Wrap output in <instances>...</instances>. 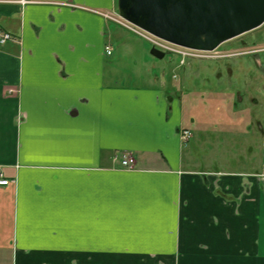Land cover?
Masks as SVG:
<instances>
[{
  "label": "crops",
  "instance_id": "obj_1",
  "mask_svg": "<svg viewBox=\"0 0 264 264\" xmlns=\"http://www.w3.org/2000/svg\"><path fill=\"white\" fill-rule=\"evenodd\" d=\"M117 10L0 0V264H264V83L198 116Z\"/></svg>",
  "mask_w": 264,
  "mask_h": 264
},
{
  "label": "water",
  "instance_id": "obj_2",
  "mask_svg": "<svg viewBox=\"0 0 264 264\" xmlns=\"http://www.w3.org/2000/svg\"><path fill=\"white\" fill-rule=\"evenodd\" d=\"M120 15L173 44L214 51L264 25V0H118ZM163 60L165 53L151 49Z\"/></svg>",
  "mask_w": 264,
  "mask_h": 264
},
{
  "label": "rangeland",
  "instance_id": "obj_3",
  "mask_svg": "<svg viewBox=\"0 0 264 264\" xmlns=\"http://www.w3.org/2000/svg\"><path fill=\"white\" fill-rule=\"evenodd\" d=\"M138 37L145 41L142 37ZM149 46L150 44L146 43L145 55L153 64L164 69V77L168 78L165 80L167 92L171 95L182 92L181 94L185 95L187 99L198 104L201 103L203 108L197 110L198 116L201 111H206L204 103L221 102L230 98L238 99V93L244 98V103L251 107V98H257L263 102V97L258 93L257 88L264 83V53L259 54L258 57L244 54L257 49L264 50V25L226 41L213 51V55L216 56L209 60L190 58L182 62L179 56L173 54H167L163 60L151 59L152 57L148 53ZM254 59L255 61L259 60L260 66L255 65ZM252 74L256 77L249 79L248 76H252ZM127 81L138 85H143L144 82H153L150 76H146L144 82L132 79H127ZM227 157L232 162L231 158L234 157L231 153ZM1 214L5 217V213ZM3 223L5 226L8 222L4 220ZM11 244L12 241H9L8 245L6 244L9 246L7 249L10 254L13 249Z\"/></svg>",
  "mask_w": 264,
  "mask_h": 264
},
{
  "label": "built area",
  "instance_id": "obj_4",
  "mask_svg": "<svg viewBox=\"0 0 264 264\" xmlns=\"http://www.w3.org/2000/svg\"><path fill=\"white\" fill-rule=\"evenodd\" d=\"M108 21H111L128 31L134 33L135 35H138L145 39L153 48H156L162 52H165L167 54H173L177 55L182 59V62H184L186 59H205L209 60L214 58L216 55H213V52H204V51H197V50H191L184 47H180L178 45L169 43L165 40H162L142 29L139 27L131 24L130 22L123 19L117 12H107L102 14ZM10 40H13V37L0 29V43L4 44ZM111 49L107 48V53L111 54ZM191 137V133L189 131H185L183 133V140H188ZM121 165L123 168L132 170L135 168V160L133 157L130 156H124ZM9 181L4 178V175L2 172H0V186H8Z\"/></svg>",
  "mask_w": 264,
  "mask_h": 264
},
{
  "label": "flooded vegetation",
  "instance_id": "obj_5",
  "mask_svg": "<svg viewBox=\"0 0 264 264\" xmlns=\"http://www.w3.org/2000/svg\"><path fill=\"white\" fill-rule=\"evenodd\" d=\"M261 53H264V50L257 49V50H255V51L247 52V53L244 54V55H251V56H253V57H258L259 54H261ZM254 63H255L256 66H260V62H259V60H256V61H255V59H254ZM263 75H264V71H263ZM238 94H239V93H238ZM238 94H237V95H238ZM238 96H240V94H239ZM243 99H244V98H243ZM254 100H258V99H257V98H251V101H254Z\"/></svg>",
  "mask_w": 264,
  "mask_h": 264
}]
</instances>
